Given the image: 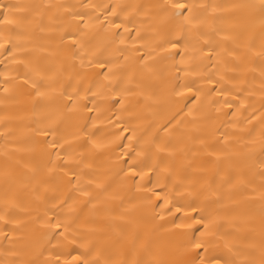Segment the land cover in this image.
I'll list each match as a JSON object with an SVG mask.
<instances>
[{
	"label": "bare ground",
	"instance_id": "6f19581e",
	"mask_svg": "<svg viewBox=\"0 0 264 264\" xmlns=\"http://www.w3.org/2000/svg\"><path fill=\"white\" fill-rule=\"evenodd\" d=\"M161 3L0 0L28 7L24 30L14 38L18 48L0 49V215L8 221L0 220V264H50V256L68 250L56 232L46 235L34 223L46 210L75 220L77 252L94 247L101 259L170 264L184 240L172 226L179 222L175 206L189 203L217 219L213 254L221 264L264 261V55H257L264 53V11L259 0H195L203 5V35L181 39L180 55L169 58L157 46L164 35L155 7ZM113 6L116 15L108 11ZM7 12L0 9V16ZM73 13L90 23L81 30L112 68L108 80L99 75L104 69L81 68L73 56L68 36L81 38ZM141 56L152 73L143 70ZM185 85L200 88L198 98L174 94ZM87 87L97 95L85 96ZM125 87L132 94H124ZM81 159L88 165L81 187L89 196L64 175L69 168L79 172L75 161ZM133 165L139 175L129 171Z\"/></svg>",
	"mask_w": 264,
	"mask_h": 264
},
{
	"label": "snow or ice",
	"instance_id": "6c2138e0",
	"mask_svg": "<svg viewBox=\"0 0 264 264\" xmlns=\"http://www.w3.org/2000/svg\"><path fill=\"white\" fill-rule=\"evenodd\" d=\"M5 7L9 8V12L0 16V49L12 51L18 48V45L14 42V38L20 36L24 30L25 23L28 20V16L25 15V13L28 12V7L22 5L7 6L0 4V9ZM45 7L64 8L65 6L46 5ZM82 7L106 9L108 6L84 4ZM155 7L159 10L156 15L159 17V23L162 25V31L164 34L157 46L162 51H167L169 58H175V56L180 55V53L176 50L180 47L181 39L188 40L203 35V32H201L203 19L198 14V10L202 8L203 5H198L195 3V0H163V3L157 4ZM259 7L262 11H264V0H259ZM108 11H110L112 15H116L115 6L108 9ZM14 13L19 15L12 18ZM91 19L92 16L90 15L89 20ZM105 19H107L106 16ZM72 20L76 22V29L81 37L80 39H77L75 34H70L68 36V39L71 40L73 56L79 58L81 68H91L96 66L100 69H104L105 71L99 73V75H103L105 80H108L109 74L112 72V68L106 61L97 58L99 48H90L88 42L84 39L87 36V32L81 30L88 29L90 27V23L85 20V15L82 13H73ZM95 20L99 22L100 17L96 16ZM109 27L119 29L121 24L109 22ZM127 30L128 29L125 28V31ZM156 35L161 36V32H157ZM176 35H179L180 38H174ZM63 38L64 37L62 36L61 39ZM205 43H208V41H205ZM137 51H139V49H137ZM187 51L188 45L186 43L185 53H187ZM199 51L203 55L205 49L201 48ZM213 51H215V49L208 50L207 56L204 58L211 59ZM225 51L229 56L233 54L232 51ZM99 54L102 55L103 53L99 52ZM257 55H264V53H257ZM217 56L219 57V53H217ZM13 59L15 61V56H13ZM139 59L142 62L143 70L148 73H152L153 68L148 64L145 57L141 56ZM85 60H87V63H85ZM15 62L21 64L24 63L22 60ZM180 62H183V57H181ZM219 63L220 61L218 59L217 64ZM233 70L234 69L225 67V72ZM223 79L224 76L221 75L220 80ZM208 82L213 84L217 83V81L212 80L211 76L208 77ZM24 83H28L27 78L24 79ZM129 83H131V81H129ZM32 86L36 87L34 83ZM111 86V82H109L108 87L111 88ZM136 87H139V85H136ZM4 91H8V89L5 88ZM122 91L124 94H132V89L129 87H125ZM200 92V88H195L193 85H185L182 90L175 91L174 94L177 97L184 96L185 94H191L192 97L196 99L198 98V94ZM37 94L40 95L41 93L38 91ZM89 94L92 97L97 95L96 92L92 91L91 87H87L85 88V96ZM218 94H223L222 90ZM77 96H79L78 92ZM68 99L72 100L73 98L69 96ZM227 106L229 108L232 107L230 103H228ZM85 108L89 112L95 110L93 108H88L87 105H85ZM189 114H191V110H189ZM173 119H175V117H173ZM180 122L181 121H177V123ZM169 123H171V121ZM42 135L47 137L49 133L45 131ZM46 143L48 142L46 141ZM65 143H67V141H65ZM48 146L51 149H55L58 146V142L52 141L48 143ZM95 146L100 147V145ZM59 147L63 148L64 145L59 144ZM157 151L163 152L164 149L158 148ZM57 157L59 158V154H57ZM68 157L69 158L64 161V165L61 168L62 171L63 168L69 166L72 159L71 154H68ZM75 164L80 169L79 172L72 168H69L68 171L64 172V175L68 177L67 183L74 186L77 191H80L81 195L89 196L90 193L81 187V180L85 175L84 168L88 167V165L83 161V159L76 160ZM81 165L83 166L81 167ZM260 167V174L264 177V163H262ZM134 168L135 166L133 165L129 171L132 172L134 176L139 175V173L134 171ZM92 183L93 181L89 179L88 184L91 185ZM97 187H100V185H97ZM157 198L159 199V196H157ZM61 203L67 204V201L65 200ZM68 207L69 212H71V206L69 205ZM5 211H7V209H5ZM175 214H178L179 222H177L176 219L172 221L173 229L180 231L184 236V240L180 245V251L178 252L177 258L171 261L170 264H221L220 257L213 254L214 247L219 239L217 219L211 213H205L204 209L195 203L176 205ZM0 220H5V216L0 215ZM5 222L7 223L8 221L5 220ZM34 223L38 224L42 228H46L48 230L46 235L56 232V234L62 238V241L67 244L68 250L66 252H58L54 256H50L48 258L50 264H143V262L139 259L129 261L127 259L117 260L111 256L104 257L103 259L98 256L94 257V247H89L83 253L77 252L74 247L77 245V240L75 239L76 233L73 231L75 220H73L70 215L61 220L53 218V216H49V211L46 210L43 217L35 218ZM196 231H199V235H196ZM60 243L61 242L58 241V245ZM46 264H48V262H46ZM261 264H264V261H262Z\"/></svg>",
	"mask_w": 264,
	"mask_h": 264
}]
</instances>
